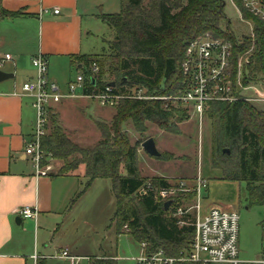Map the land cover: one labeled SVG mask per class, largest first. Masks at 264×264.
Wrapping results in <instances>:
<instances>
[{
	"label": "trees",
	"instance_id": "1",
	"mask_svg": "<svg viewBox=\"0 0 264 264\" xmlns=\"http://www.w3.org/2000/svg\"><path fill=\"white\" fill-rule=\"evenodd\" d=\"M231 1L242 18L252 23L253 38L246 37L239 42L228 30L225 0H148L147 3L121 0L118 13L99 16L114 34L109 49L101 54L70 57L73 63L82 66L86 93L98 92L114 83V92L126 96L114 107L115 114L109 124L95 122L100 140L94 146H80L66 135L57 115H49L50 133L42 146L46 154L63 163L58 175L71 176L83 168L87 180L85 190L97 179L110 180L116 203L111 223L117 235L130 234L140 244L147 242L150 251L164 249L169 255H177L192 242L194 227L180 228L153 191L140 194L147 183L139 161V152L146 140L132 144L123 126L131 122L134 130L143 134L145 123L150 122L160 129L178 133L172 120L185 121L189 109H180L184 106L180 101L177 108L160 98L173 99L186 91L187 80L181 68L186 50L190 43L207 35L233 43V64L239 55L254 46L242 80L245 85L264 83V22L245 9L243 0ZM18 15L0 12L5 17ZM102 59H112V62L106 67ZM93 63L99 67L96 75L91 71ZM105 75L113 76L114 80L105 81ZM139 89L146 91L144 97L155 98H133L132 92ZM253 104L211 102L204 116L211 121L213 169L221 172L223 180L244 183L249 206L264 210V111ZM151 158L166 159L161 154ZM152 185L167 187L169 181L156 177ZM94 264H117V260L102 258Z\"/></svg>",
	"mask_w": 264,
	"mask_h": 264
},
{
	"label": "rangeland",
	"instance_id": "2",
	"mask_svg": "<svg viewBox=\"0 0 264 264\" xmlns=\"http://www.w3.org/2000/svg\"><path fill=\"white\" fill-rule=\"evenodd\" d=\"M96 9L93 10L91 21V34L84 36L86 54H99L107 51L109 43L113 40L112 30L99 18L101 14H113L120 11L121 0H93ZM145 3L148 0H144ZM225 13L229 20L228 30L235 39L242 42L244 38H253V25L249 20L243 19L241 12L231 0H225ZM252 46L244 52L253 55ZM106 67L111 60L102 59ZM51 76L57 82L64 98L55 108L59 124L66 135L80 146H94L101 138L95 122L109 124L115 114L114 108H104L91 99L80 97L68 99V83L75 81L81 75L76 67L55 63L50 67ZM105 81L114 80L113 76L105 75ZM248 85V84H246ZM146 93L143 90V94ZM245 95L249 97H264V83L252 82ZM147 99L155 97L145 96ZM162 100L180 108L177 101L171 97H161ZM160 98V99H161ZM79 99V100H76ZM180 109H189L188 118L183 122H175L178 133L160 129L154 123L146 122V131L137 133L131 122L123 126L132 144L143 142L152 138L160 154L166 159L157 160L149 157L143 149L139 152L140 171L147 179L146 184L152 185L153 178L161 177L169 181V184L178 186L179 181H185L192 188L201 177L208 182L207 189L203 191L201 202L202 214L215 206L224 210H236L240 215V239L239 257L243 261H254L264 257V232L262 221L264 210L260 206L250 207L247 203V192L244 183L230 182L222 179L220 171L214 170L212 165L211 121L204 116L202 124L191 108L183 104ZM253 106L264 111V103H254ZM60 109V111H59ZM50 133V129L49 132ZM63 163L55 159L51 154H45L41 163V169L46 175L59 173ZM74 174L83 176V168L76 170ZM86 178L80 180L79 193L85 190ZM180 198L183 194H179ZM182 203L184 207L194 204L193 198ZM77 198V197H75ZM181 203V201H179ZM116 211L115 198L112 192V184L107 179L95 180L85 190L76 202L73 210L61 216L59 226L54 227L53 235L49 239L55 240L54 246H69L74 253L89 256L91 258L112 257L117 264H137L135 259L141 254V244L130 234L117 235L116 228L111 220ZM66 218V219H65ZM41 221V220H40ZM38 221L41 226L42 222ZM64 222L63 226L61 225ZM33 221H26L25 225ZM47 223H50L47 222ZM52 225V224H51ZM58 253L55 254V256ZM97 260H94V263ZM80 264H91L87 260H81ZM65 264H70L66 262Z\"/></svg>",
	"mask_w": 264,
	"mask_h": 264
},
{
	"label": "crops",
	"instance_id": "3",
	"mask_svg": "<svg viewBox=\"0 0 264 264\" xmlns=\"http://www.w3.org/2000/svg\"><path fill=\"white\" fill-rule=\"evenodd\" d=\"M96 7L93 0H0L1 13L20 14L0 16V70L13 75L0 83V264H77L73 259L55 258L66 250L70 257L79 258L78 262L94 264L95 259H101L76 254L69 246L55 247V240L49 239L61 216L70 213L82 196L75 198L84 175L44 176L36 172L26 155L36 122L34 98L22 92V85L35 78L32 59L39 54L46 57L48 78L60 92L51 65L73 66L80 74L82 66L70 57L89 55L84 36L91 34L89 18L93 20ZM6 55L11 59L6 60ZM61 102L51 103L50 113L55 114ZM26 206L37 210V221L16 213ZM26 221H33L34 226L25 225ZM38 221L43 224L39 226ZM34 255L40 258L34 261Z\"/></svg>",
	"mask_w": 264,
	"mask_h": 264
},
{
	"label": "built area",
	"instance_id": "4",
	"mask_svg": "<svg viewBox=\"0 0 264 264\" xmlns=\"http://www.w3.org/2000/svg\"><path fill=\"white\" fill-rule=\"evenodd\" d=\"M245 9L254 17L264 22V0H243ZM54 14L59 10L55 9ZM10 60V55H6ZM233 58V43L221 39H213L209 35L197 39L188 46L181 68L187 80V89L181 96L173 98L191 108L202 124L206 107L211 102L233 103L244 101L249 103H264V97H249L245 95L250 83H243V69L250 64L251 55H239L235 64ZM35 69V78L22 85V92L34 98L33 107L36 111V122L31 141L26 147L28 155L38 174L46 176L41 169L42 160L46 150L42 141L47 135L51 103H59L63 94L57 85L48 78V61L39 54L32 59ZM94 75L98 74L96 63L91 65ZM235 72V75H234ZM252 83V82H251ZM263 83V82H262ZM114 86L110 84L104 89L86 93L85 78L79 75L68 86L67 98L82 97L96 101L104 108H114L123 94L115 93ZM133 98L146 99L143 89L133 91ZM162 99V98H161ZM208 182L201 177L197 183L189 188L185 181H179L178 186L154 188L146 184L140 194L154 192L158 200L164 204L171 201L168 209L169 216L175 219L176 224L182 228L186 225L194 227V236L190 245L177 255H169L164 249L149 250L147 242L141 243V254L135 259L137 264H264V257L254 261H243L239 257L240 215L236 210H224L218 207L209 209L202 214L201 202L203 191L207 189ZM183 194L180 198L179 194ZM194 200L192 206L184 207L182 203ZM181 201V203L179 202ZM24 219L37 221L38 212L35 208L26 206L16 211ZM40 257L33 256L34 261ZM55 258L73 259L68 251L59 253Z\"/></svg>",
	"mask_w": 264,
	"mask_h": 264
},
{
	"label": "water",
	"instance_id": "5",
	"mask_svg": "<svg viewBox=\"0 0 264 264\" xmlns=\"http://www.w3.org/2000/svg\"><path fill=\"white\" fill-rule=\"evenodd\" d=\"M12 76H13L12 74H8V73H5V72L0 70V83L5 81V80H7V79H9V78H12ZM92 82H93V84H95L94 80H92ZM110 85L114 86L115 84L111 83ZM142 148H143L144 152L147 153L149 156L156 157V158L160 157V152L158 151L156 143H155V141L152 138L146 140L143 143ZM225 152L227 154H229V150L228 149H225ZM170 205H171V201H167L164 204L165 210H168ZM17 223L20 224V218L17 219Z\"/></svg>",
	"mask_w": 264,
	"mask_h": 264
}]
</instances>
